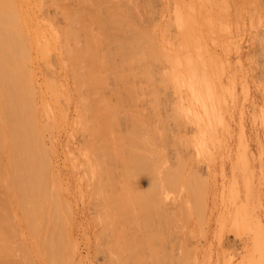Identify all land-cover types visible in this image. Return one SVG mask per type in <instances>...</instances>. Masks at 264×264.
Segmentation results:
<instances>
[{"label":"rangeland","instance_id":"1","mask_svg":"<svg viewBox=\"0 0 264 264\" xmlns=\"http://www.w3.org/2000/svg\"><path fill=\"white\" fill-rule=\"evenodd\" d=\"M45 1L47 2L43 8L41 4H43ZM45 1L18 0L19 13L25 19V21L27 20L26 26L27 29L29 28L27 30L30 36V44L28 49L29 52L27 56L29 61L25 64V66L27 67V71L30 72L31 77L33 76L32 81H34L33 83L35 85V96L32 100V103L34 113L38 119L39 127L41 129L38 139H40L39 144H41L43 151L41 150L42 156L40 157H46L45 159L47 160H45V162L44 160L40 159V164H42L40 170L43 169V172L47 171L46 176L48 177V181H45L46 183H42L40 185V187L43 185L41 188L44 190H42V196L44 199L43 206L38 208L35 205H31L29 210H33L35 215H38V213L43 214L42 216L35 218V224L37 226H34L36 231L31 232L30 236V233L27 232L28 228H26L27 225L25 226V223L30 224L31 222L29 223V220H26L24 216L21 215L20 210L17 209L18 207L13 201H9L7 197L8 191L6 192V190H8L7 186L0 184V231L1 233L6 232V234L4 233V237L1 235L0 242L2 240V245L3 242L4 244L7 242V246L16 244L18 245L20 242L22 244V248L24 249H20L22 251L21 252L18 250L21 245H16V249L18 251L15 249V255L10 256L9 258L8 255H1L0 264H43V260L38 254V252L40 253L41 249H36V251L33 252V245L40 246L39 244H41V242L45 243L48 232L49 235L51 232L52 234L55 233V236L59 234L58 232L56 234V231L58 230L57 228H59V232L63 230L62 232L64 234H59L58 236L60 237L64 235V238L60 237L61 240L59 241L58 237H56V239L54 237V240L56 241H54V245L55 243L57 245V243L61 242L62 239L65 241L61 243L62 246L60 245L59 247L60 249L62 248L61 251L57 249L58 254L60 253V257L57 256V260L54 259L53 261H50L49 264H61V262L63 264H108V254L106 255L105 250L109 245L106 239V233H108V231L105 226H107V224L110 226L109 223L115 220L105 224L100 222L99 219L111 212L108 207L110 206L109 204L112 205L114 202L112 199L117 197L118 193L116 191H120L118 194V202L122 204L125 203L124 199L126 198H120L122 197V192H125V196L128 195V193H131L132 196V194L139 195L140 193L137 192L141 191L142 193L139 196L141 197L142 194L147 196L148 194H146L145 191L150 193L153 188L154 191H157V195L159 194L162 196L161 194H163L164 197H162L164 199H160V196L155 197V194V198H151L152 196H150V198L146 199V201L149 199L154 200L158 198L161 200V202H163L161 203L160 200L158 201L157 199L156 201L159 202L158 206H164L167 203L166 206L169 208V205L171 204L170 207L172 208L170 211H167L169 210L167 207V210L165 209L168 213H171L172 210H178L177 208H179L178 206L179 202L181 201V197L186 198L189 201V206L192 205L189 209L176 213L177 217L172 223L175 225L179 224V227L180 225L181 227L184 226L180 228L182 231L178 230L179 228L177 231L176 228H173L172 224L169 226L167 225V227L172 226L171 233L174 232L176 237V231L179 233L181 231L182 233L180 234L186 232L183 234L184 236L180 235L185 238L186 241L181 242V240H183L182 238L176 239L178 242L177 244L179 245L176 244L175 246H179L177 248H180V244L182 245L178 251H182L178 253L179 255L183 252L188 254L191 252V258L187 264H264V0H116V3L115 0H111L114 1L113 3H115V5H119L120 2L121 5H119L120 7L118 8L117 6H113V8L110 6V9H108V5H101L103 0H100L101 2L97 0L98 2L95 3L96 8L97 3L107 8H102L99 6L97 8L98 11L95 10L96 13H103L106 9L108 12L113 13V11H118L119 8H124V6H127L129 9H134L130 8L132 5L135 7V11L137 8V15L139 14V18L134 17L135 19L132 21L133 24H135L138 28L137 29L135 27L138 30L137 35L143 36L140 40L141 43H143L139 46V48H137L138 50H135L134 55L138 59L140 58L139 63L142 62L143 66L146 64L145 70H147V73L149 71V67L147 68L149 63L150 66L155 65L154 67L156 68V70L154 67L150 69V71L154 72V75L150 71L149 74H147L149 77L151 75L155 76L153 78L151 77V79L154 81V84H151V82H147L146 80L144 81L145 78L143 74L145 73L143 72H145V70L142 72L143 74L134 71L136 74L139 73L143 76L140 81L141 85L137 84V81H139L140 78L139 80L133 78L135 80V86H142V90H140L141 87L140 89L137 88L139 86L136 88L133 87L134 82L131 79L132 76L129 75L131 76L130 79L132 82L129 79L128 82H131L133 85L132 88L135 89V93L133 91L132 92L136 94L138 91H141L136 94V98L141 99L144 96V98L141 99L144 102H142L140 99L138 100L140 101V105L138 104V101L136 102L137 99L133 94L134 100L132 96L127 97V95L123 93L119 94L118 96L116 95V97H114L115 99L111 97L115 96L113 94H115V90L118 88V81H116L113 77L109 80V83L113 85V91H111L112 89L110 88V85H108V87L111 89L110 91H102L101 89L98 93V95L101 93L100 95L102 96V99H104L106 102H111L110 104L113 105V107L114 105L116 106L117 110L116 108L114 110L116 116L119 114L123 115L121 117H119L120 115L117 116L120 120V124L115 123V126L117 127L115 128L117 130L114 128L116 131L114 130V132L111 134L114 136L120 133V135H118V138L117 136H114V139H109L110 141L114 142L113 150L119 145H121L118 147L119 149L123 146L130 149L132 145L133 148H136V146L139 145V148L137 149L140 153H142L143 149L144 153L146 150V155H148L150 152L148 155L149 158H146V156L144 157L145 159L143 158L144 162L137 159L138 162L141 161V166H139L138 162L133 161L135 159H133L130 163V161L128 162L129 159L126 157V155H123V152H126L127 156L134 155L136 153L137 155H134L135 158L137 156L142 158L145 154L143 156L141 154L139 155V152H137L138 150H135V148V151L132 148L130 151L127 148L124 151L125 147L123 149L121 148L120 151H117L118 154L116 153V150H118L117 148L116 150L112 151L113 153H110L113 156L107 154L105 148L100 149L102 150L101 154L104 152L103 157L104 155H107V157L109 155V157H111L109 160H107L108 164H112L110 160H114L113 163H115L113 164L115 167H112L111 164L110 166L107 164V167L109 166L107 168V162H103V164H105V169H103L108 174H106V172L104 173V170L101 169L103 170L105 176L104 178H109H107L106 181L108 180V182H110V179L114 180V182H112L113 180L111 181V186L107 185V187L111 189H113L114 186L113 191L116 190L114 191L116 192L114 196V192H111V189L110 191L107 190L108 188L105 186L106 181L103 184L101 183V185L99 184L101 180L98 177L100 172V168L98 166L102 165L96 166L98 167V170H96L97 168L95 169V180L93 181V178H91L93 166L90 161L91 157L89 152L85 147V145H87V138H85L86 134H82V131H80L81 129H79L81 125L83 127L81 119V110L83 109L80 108V97H77L79 96V90L78 87L73 84V77L70 75L71 71H68L70 68H67L68 63L66 62L65 58H63L64 56L60 50H58L57 42L55 40L56 34L54 33L53 35L54 28H64L65 26V20L64 22L62 20L64 19V16L63 18L61 17V10L57 9L56 12L54 5H61V3L63 5L64 3V7L74 8V1ZM122 2L125 4L124 6H122ZM125 9L126 8H124V10ZM124 10L122 9L121 11L123 12ZM100 15L97 17V19L100 18ZM53 24H57L58 27L57 25ZM95 26L97 25L95 24ZM95 32V35H98V29L95 28ZM124 34L127 35L128 33H125L124 31ZM144 40H148V42H146L147 45ZM142 52H146L145 55H143ZM146 54H149L150 56H147ZM115 55L117 56V54ZM121 57L117 56V58ZM116 60L117 59H114L116 64L122 63L120 62L122 60H119V62ZM139 63H137V66L135 65L137 67L136 70L139 69L138 71H140ZM122 65L124 64L122 63L121 66ZM143 66H141V68ZM132 73L133 71L131 74ZM133 76H135V74ZM159 76L165 78L166 83H164V79L160 78ZM50 79H53V82ZM151 79L149 81H152ZM155 80L157 81L156 84ZM50 82L52 86L55 83L54 86L57 92L54 88H52L53 91L50 90ZM144 88H146V90ZM151 88H153V90ZM154 88L155 90L158 89L159 92L157 90L156 93ZM136 89H138V91ZM130 91L128 95L130 94ZM142 91L144 94H142ZM53 93L56 95L55 97L53 96ZM104 93H110L111 95L109 94L110 96H108L107 94L105 96ZM139 93L142 94L141 97H137L140 95ZM148 94L150 96H146ZM112 98L117 104L113 103ZM128 98L132 100H129L127 103ZM141 102L144 105H142ZM153 103L155 105L157 104L158 106H154ZM147 104H152V106H147ZM133 105L138 108V112L135 111L137 108H135ZM145 106H147V108ZM125 107H127V109ZM141 107L145 109V114L140 112L142 109ZM132 108H135V110ZM152 109H154V111H152ZM127 110L130 113H127V115L125 114L128 121L124 119V112H128ZM135 112L140 115V118H136L138 114L136 113V115H134ZM149 113L151 115L154 114V116L157 114L156 117H159L160 115L161 121H165V125L159 124L162 125V128L164 127L166 130V135L161 133L162 137L164 138H160V135L158 134V130L160 129L159 127L161 126L158 125L159 127L157 129V123H155V121L159 120L160 117L158 119L156 117L154 118L153 116V119ZM82 114H84V110ZM145 115L146 117L144 119L147 118L146 121L143 119V116ZM113 117H115V115ZM149 118H152L153 120ZM115 119L116 121L118 120L117 118ZM143 121L146 122V126L151 121L152 123H150V125H152H149L148 127L153 128H150L151 130L149 129V132L146 131L148 128H144L146 134L144 132L143 137H147H141L144 140L143 143L145 142L143 145L147 146V148H144L142 144V146L140 145L142 141L138 144V134L137 137L134 136L138 140H134V137L132 138L130 132L135 131L133 127L136 125L137 126L135 129H137L139 124L141 127L142 125H145V122L143 123ZM129 124L132 125L130 128H128ZM153 124L156 126H153ZM140 128L139 131L137 132V129L136 132L142 134L143 130ZM140 130L142 132H140ZM152 130H155L156 132L158 131L157 134L159 136L155 131ZM161 130L160 132L163 131ZM172 132L175 133V135ZM124 134L131 136L130 138L126 136V138H129L128 140L132 142V145L128 144L130 141L127 143L128 146L123 145V143L119 144L120 142H118V139L121 140L123 138V140H125L124 137H120L125 136ZM157 136L160 138V140L156 139ZM103 137L106 138L105 135H99L98 137L100 140L99 142H101L100 145L102 144ZM109 137L113 138L110 135ZM153 137L157 141L153 139ZM116 139L117 141H115ZM175 140L177 141V144ZM133 142L136 144L135 146ZM158 142L161 145H159ZM165 142H167V144ZM124 143L126 142L124 141ZM97 145H95V149L98 147ZM160 146L162 148H160ZM177 147H180V150H178ZM177 150L180 151V154L182 152V157L179 156L180 154H178ZM120 152H122V155ZM127 152H130L131 154ZM98 153L96 157L98 156L99 159H102L103 157H101V155L99 156ZM151 154L152 158L154 155L153 159L150 156ZM120 155L124 156L125 159L123 160L122 157L120 158ZM158 156H160L159 159ZM114 158L118 161H115ZM130 159H132V157ZM146 159H148L150 162L151 160L154 161L155 166L156 164L159 165L157 160H159V162L162 161L161 165L163 164V166L165 163L164 169L162 168L163 166L159 165L160 167L158 170L156 169L157 172L160 168H162L160 171H166L167 169H170L175 163L178 164V167L175 168L176 170L173 168L176 165L170 170L173 169L174 171H177L181 169V172L178 171L180 173L178 176L183 179L182 184H185L186 187L183 185L182 189L178 191V183H175V188H166L167 191L163 188L159 189V186L156 189L154 184H158V181L156 180H159L156 176L157 172H155V170H151L154 164L152 166L148 160V165L150 164L152 167L150 168L149 166H146L147 163L144 165ZM180 160L182 162H180ZM119 162L121 163L118 164ZM168 162L173 165L169 167ZM122 163L125 164L127 168L121 165ZM132 163H134V165L136 163V166L134 167L138 171L134 170L132 167H129ZM144 166H146V168ZM155 166L153 168H155ZM181 166H183V168H181ZM118 167L120 168L118 169ZM123 168H126L123 170V173L126 175L125 177L132 178L130 182L129 179L125 178L128 180L127 182V180L123 178ZM131 168L133 170H131ZM144 168L145 170H143ZM141 169L142 174L144 175L141 174ZM112 170L115 172H112L113 174L109 173V171L111 172ZM149 170H151V172L153 171L152 174L155 175L152 176L151 174L150 176L149 174L151 172H149ZM118 171L123 174H121L122 179H120V173ZM100 174L103 175L102 172H100ZM111 175L112 177H115L116 175L118 178H112ZM136 175L138 177L137 179H134ZM190 177L193 181H190ZM100 178L102 179V176ZM146 181L147 183H145ZM139 182L140 184H138ZM122 183L124 186L121 185ZM135 183L138 185V187L136 185L137 188L135 187ZM196 184L197 187H195ZM198 184H200V186H198ZM95 185L96 188L94 187ZM191 185H194V187ZM45 186L48 187L46 188L49 189V192L45 190ZM104 186L107 188L105 191H109L107 195L111 193L109 196L105 197L106 194L103 195L105 193L102 191ZM125 186H130V188L128 187L130 190L127 189L126 192ZM146 186L147 188L149 187L148 190ZM122 187H124L123 190L121 189ZM99 188H102V190L100 191ZM187 188H189V190ZM172 189L173 192H170ZM128 190L134 192H129ZM153 190L152 192H154ZM190 191H194L191 192L193 195L188 193ZM98 193L102 197H98ZM48 195H50L49 197L52 201L48 199ZM110 196L113 197L111 198ZM133 197H135V195ZM119 199H122L123 202H120ZM190 199L191 201L193 200L192 204ZM139 200L142 201L143 199ZM118 202L116 201V204H113L117 206L119 204ZM102 204H104L105 207H103ZM106 205V210L109 212L103 216V208H106ZM34 206L37 208L36 210L33 208ZM137 206L138 205L136 202V207ZM156 206H153L154 210ZM1 207L7 211L5 214H3L4 210H2ZM54 207L57 219L55 220L54 227L49 228L47 215L49 216L52 214L51 211ZM63 207L65 208V213L63 212ZM135 209L137 210V208ZM150 209L146 210L147 212L139 210L137 212L138 214H135L137 216L141 214L142 218L141 216L134 218V220H139L140 218V221L143 220L142 222L145 224H141L142 226H140L141 222L139 221L137 222L139 223L137 226H139L141 229L144 226V230L147 229V231H145L147 233H142L141 229L139 228L140 233L136 234L139 230L136 231V228L138 227L134 226L136 233L134 230H130V232L132 231L133 234L130 236H134V234L136 236L142 235L143 239H146V237L151 239L152 235L158 237L156 234L151 232L153 229L150 231L149 227L152 224H155V227H158L157 229L160 230L157 232L159 233L162 231V225L159 229L160 225L158 224H162L164 222V217L161 218L160 216L162 213H160L162 208H160L161 210H158L157 213ZM113 212L114 211L112 209V213ZM167 212H165V215L163 214L162 216H169L170 213L168 214ZM2 215H4V217ZM59 217L61 219H59ZM112 217L114 218V216L109 218L113 219ZM159 217L162 219V223L159 222ZM106 220L107 218H105V222ZM42 222L47 224L44 225ZM258 224H260V233L263 236L262 238L260 236H257L256 238L254 237ZM145 225L147 226L145 227ZM42 226H44V228ZM48 229H51V232ZM105 229L106 233L104 232ZM166 230L164 229V231ZM164 231L163 234L165 235L166 233ZM168 231H170V229ZM153 232H155V229ZM239 232L241 234H239ZM51 235L47 237L49 239L48 242L51 246H54L51 244ZM139 239L140 236H138L136 240L139 241ZM156 239L157 238H155V240ZM166 239L164 240H170ZM155 240L153 241L154 245L155 243L159 242L158 239L156 241ZM138 241H131V248L137 244L134 242ZM185 242L186 245L184 246L183 243ZM162 244L165 243H160V245ZM157 245L161 248L159 244ZM58 246L59 245H57V247ZM183 246L184 248H182ZM155 247L154 249H158L156 245ZM163 247L164 246H162L158 252L162 251ZM166 248L167 250L170 249V247L168 248V245ZM166 248L165 250L163 249L162 252L166 251ZM177 248H173L175 250H172V252L174 251L173 253H175L176 250H178ZM124 254V257H126V253ZM178 254H176V257ZM59 260H61V262ZM122 261L124 262V260ZM129 261L131 262V259H129L127 262ZM138 261L139 260H134L133 262L132 260V263L129 262L128 264H135L136 262V264H139V262H144L142 260L139 262ZM123 262L120 264H127Z\"/></svg>","mask_w":264,"mask_h":264},{"label":"bare ground","instance_id":"2","mask_svg":"<svg viewBox=\"0 0 264 264\" xmlns=\"http://www.w3.org/2000/svg\"><path fill=\"white\" fill-rule=\"evenodd\" d=\"M43 1V0H42ZM45 1V0H44ZM74 1V8H70V7H64L65 5H64V3H63V5H62V3H61V5H54L55 6V11L57 12V9L58 10H61V17L63 18V16H64V19H62L63 20V22H64V20H65V26H64V28H54V32H53V35H54V33L56 34L55 35V40H56V42H57V46H58V50H60V52L62 53V55L64 56L63 58H65V60H66V62L68 63L67 64V68L69 67L70 68V70H68V71H71V74L70 75H72L71 77H73V80H72V78H71V80L72 81H74L73 82V84H75V86L76 87H78V90H79V96H77L79 99H80V101H81V106H80V108L81 109H83L84 110V114H82V112H83V110H81L82 112H81V115H82V123H83V127H82V125H81V127L79 128V129H81L80 131H82V134L84 133V135L86 136L85 138H87V145H85V147L87 148V151L89 152V155H90V157H91V159H90V161H91V164H92V166H93V169H92V172H91V178H93V181L95 180V169L96 170H98V167L100 168V172H102V174L103 175H101L100 174V172H99V175H98V177H99V179L102 181L103 179H105L104 177V173L106 172L104 169H105V164H103V162H107L106 163V167H107V164H108V161L107 160H109L111 157H109V155H111V156H113L112 154H110V153H113L112 151H114V150H116L118 147H120L121 145H119L118 147H115L116 149H114L113 150V147H114V142H112V141H110L111 139H114V136H117V138H118V135H120V133L118 134V135H111L113 132H114V130L117 128L116 126H115V123H119V118L117 117V116H119V115H117L116 116V113L114 112V110H115V108H116V106L114 105V107H113V105H111L110 103H108V102H106L104 99H102V96L99 94L98 95V93H99V91L102 89V91H107V90H111V91H113V85H111V83H109L110 81V79L113 77L116 81H118V88L115 90V94H113V95H115V96H111V97H116V95L118 96L119 94H121V93H123V94H125V95H127V97H130V96H132L133 97V95L135 96V98H136V94H138V92H141V91H138V89H136L138 92L136 93V94H134L135 93V89L134 88H132V80H133V82L135 81L134 79H136V80H139V78H140V80L139 81H137V84H140V81H141V79H142V77L144 76V81L146 80L147 82H151V84H154L153 82V80L151 79V77L153 78V77H155V76H148L147 74H149V71H150V69L151 68H153L154 66H150L148 63V66H147V68L149 69V71H148V73H147V70H145L146 69V64H145V66H143V64H142V62L141 63H139V59L134 55L135 54V50L137 49V48H139V46L143 43H141V38L143 37V36H141V35H137L138 34V28H137V26L135 25V24H133V19H135L134 17H138V15H137V8H136V11L134 10L135 9V7H133V5L130 7V8H134V9H129V8H127V6H124L125 4L122 2V6H124V8H126L125 10H124V8H119L118 9V11L117 10H115V11H113V13L112 12H108V10L106 11H104L103 13H101V12H98V13H96V11L95 10H97V8L99 7V6H101L102 4L103 5H108L109 6V8L108 9H110L111 7L113 8V6H117V8L118 7H120L119 5H121V2H120V4L118 5H115V3H116V0H115V3H113L114 1H111V0H103L102 2L100 1V0H98V1H100L101 2V5L100 4H98L97 3V8L95 7V3L96 2H98L97 0H73ZM46 2L47 1H45L43 4H41L42 5V7L44 8V5H46ZM119 2V1H118ZM117 2V3H118ZM126 3V2H125ZM48 5V4H47ZM73 5V4H72ZM71 5V6H72ZM54 6H53V8H54ZM67 6V5H66ZM76 6H77V8H76ZM111 6V7H110ZM121 6V7H122ZM41 7V8H42ZM59 7V8H58ZM102 8L104 7V6H101ZM129 7V6H128ZM104 8H107V7H104ZM28 9V8H27ZM100 9V8H99ZM115 9V8H114ZM113 9V10H114ZM124 10L123 12L121 11V10ZM103 10V9H102ZM98 11V10H97ZM100 11V10H99ZM24 13V12H23ZM60 13V12H59ZM27 14V13H26ZM103 15V16H101V15ZM136 14V15H135ZM45 15V14H44ZM100 15V18L99 19H97V17ZM133 15H135V16H133ZM27 16H28V14H27ZM51 18V17H50ZM139 18V17H138ZM52 19V18H51ZM50 19V20H51ZM54 19H56V18H54ZM57 21V20H56ZM26 22H27V20L25 21V19L20 15V13H19V10H18V0H0V184H3V185H5V186H7V189L8 190H6V192H7V197H8V199H9V201H13L15 204H16V206L18 207H16L18 210H20V212H21V215L22 216H24V218L26 219V220H29V223L30 224H28V223H25V226L27 225V227L26 228H28V230H27V232L28 233H30V236H31V232H35L36 231V228H35V226L34 225H36L35 224V218H37L38 216H42V214L43 213H38V212H36V213H38V215H35V213H34V211L33 210H29V207L31 206V205H35V206H37L38 208H41L42 206H43V202H44V199H43V196H42V190H43V188H41L40 187V185L42 184V183H46L47 181H48V177L46 176V172L47 171H42V170H40V167H41V165L42 164H40L41 163V160L40 159H42V160H46L45 158L46 157H40V156H42V152H41V150L43 151V149L41 148V144H39V140L40 139H38V137H39V134H40V132H41V129H40V127H39V123H38V119H37V117H36V115H35V113H34V110H33V103H32V100H33V98H34V96H35V85H34V81H32V77H31V74H30V72L29 71H27V67L25 66V64L26 63H28V49H29V44H30V39H29V34H28V29H27V26H26ZM29 22V21H28ZM95 24L97 25V26H95ZM53 25H57V24H53ZM57 27H58V25H57ZM137 29H136V28ZM95 28L96 29H98V35L96 34L95 35ZM127 30V31H126ZM52 31V30H51ZM123 31V32H122ZM124 31H125V33H128L127 35L126 34H124ZM117 32H118V34H117ZM31 33V32H30ZM52 33V32H51ZM143 33V32H142ZM145 33V32H144ZM122 34V35H121ZM126 35L125 37H123L124 35ZM145 37V36H144ZM124 38V39H123ZM144 42L146 43V42H148V40L147 41H145L144 40ZM146 45H147V43H146ZM51 46H53V45H51ZM55 49V48H54ZM104 49H106V50H104ZM116 49V50H115ZM115 52H113V51ZM138 50V49H137ZM146 50V49H145ZM148 50V49H147ZM114 54H113V53ZM147 52V51H146ZM146 52H142L143 53V55H145V53ZM115 54H117V56L118 57H121V58H117V56L115 55ZM119 54H120V56H119ZM150 54V53H149ZM149 54H146L147 56H150ZM30 55V54H29ZM113 55V56H112ZM129 55V56H128ZM51 56V55H50ZM135 56V57H134ZM114 57V58H113ZM116 57V58H115ZM52 58V57H51ZM114 59H117L116 61H118L119 62V60H122V61H120V62H122L124 65H122L121 66V64L122 63H115L114 62ZM138 59V60H137ZM146 60V59H145ZM148 60V59H147ZM138 61V62H137ZM143 62H144V59H143ZM149 62V61H148ZM55 63V62H54ZM137 63H139V65H140V71H138L139 69H137L136 70V66H137ZM142 64V65H141ZM121 66V68H120V66ZM136 65V66H135ZM141 66H143L142 68H141ZM46 67H47V65H46ZM139 68V67H138ZM132 69H134V70H132ZM143 69V70H142ZM154 69L156 70V68L154 67ZM145 70V72H143ZM31 71V70H30ZM124 71H126V72H124ZM133 71V73L131 74V72ZM139 72L140 74H143V73H145V74H143V76L142 75H140L139 73L138 74H136L135 72ZM143 72V73H142ZM150 72H152V71H150ZM126 74V76H125V74ZM129 73V74H128ZM154 72H152V74H153ZM135 74V76H133ZM129 75H131L132 76V80L130 79V77L131 76H129ZM137 75V76H136ZM154 75V74H153ZM138 76H141V77H138ZM138 79H137V78ZM152 80V81H149L150 79ZM160 78H162V79H164V83H166V81H165V78H163V77H161V76H159ZM158 77V78H159ZM134 78V79H133ZM131 81V82H128L129 80ZM155 79V78H154ZM161 79V80H162ZM168 79V78H167ZM50 80H52V82H53V79H50ZM108 80V81H107ZM46 81V80H45ZM143 81V80H142ZM56 82V81H55ZM108 84H107V83ZM146 82V83H147ZM156 80H155V84H156ZM161 82V81H160ZM130 83V84H129ZM37 84V83H36ZM47 84V83H46ZM55 84V83H54ZM54 84H53V86H52V84H51V82H50V85H51V89L50 90H52L53 91V89L52 88H54L55 89V86H54ZM149 84V83H148ZM108 85H110V88L108 87ZM119 85H120V88H119ZM141 85V84H140ZM137 86H139V85H136L135 86V82H134V86L133 87H137ZM108 87V88H107ZM140 87H141V89H140ZM146 87H147V85H146ZM150 87V86H149ZM39 88V87H38ZM75 88V87H74ZM137 88H139L140 90H142V86H139V87H137ZM130 89H131V91H130ZM145 90H146V88H144ZM152 90H153V88H151ZM150 89V90H151ZM37 90V89H36ZM154 90H155V88H154ZM157 90L158 89H156L155 91H156V93H157ZM55 91L57 92V90L55 89ZM54 91V92H55ZM129 91H130V94L128 95V93H129ZM134 93H133V92ZM108 92V91H107ZM132 92V93H131ZM153 92V91H152ZM158 92H159V90H158ZM150 93V92H149ZM77 94V95H78ZM105 94V93H104ZM108 94V93H107ZM107 94H105V96L107 95ZM110 94V93H109ZM108 94V96H110ZM133 94V95H132ZM140 94V93H139ZM142 94H144V92L142 91ZM142 94H140V95H138L137 97H141V95ZM146 94V93H145ZM160 94V93H159ZM40 95V94H39ZM31 96H32V98H31ZM53 96L55 97L56 95L53 93ZM146 96H150L149 94L148 95H146ZM153 96V95H152ZM151 96V97H152ZM126 97V98H127ZM131 97V98H132ZM113 98H112V100H113ZM143 98H144V96H143ZM143 98H141V99H143ZM107 99V98H106ZM111 99V98H110ZM109 99V100H110ZM115 99V98H114ZM137 99V98H136ZM140 98H138L137 100H136V102L139 100ZM140 99V100H141ZM39 100H40V98H39ZM42 100V99H41ZM127 100V99H126ZM129 100H132V99H130V98H128V100H127V103H128V101ZM133 100H134V97H133ZM142 102H144L143 100H141ZM38 102H40V101H38ZM78 102H79V100H78ZM139 103V105H140V101H138ZM142 102H141V104H142ZM80 103V102H79ZM78 103V104H79ZM113 103H115V100H113ZM112 103V104H113ZM146 103H147V101H146ZM148 103H150V102H148ZM156 103V102H155ZM115 104H117V103H115ZM154 104V103H153ZM157 104H158V101H157ZM155 105L154 104V106H158V105ZM40 105V104H39ZM41 105H42V103H41ZM129 105V104H128ZM142 105H144V104H142ZM152 106V104H147V106ZM126 106V105H125ZM131 106V105H130ZM134 107H135V105H133ZM147 106H145L146 108H147ZM50 108V107H49ZM114 108V109H113ZM126 109H127V107H125ZM135 108H137V107H135ZM135 108H132V109H134L135 110ZM142 109H143V107H141ZM125 109V110H126ZM131 109V110H132ZM142 109H141V111L140 112H143V114H145V109H143V111H142ZM149 109H151V108H149ZM148 109V110H149ZM116 110H117V108H116ZM130 110V111H131ZM134 110H132V111H134ZM138 110V108L135 110V111H137ZM128 111V110H127ZM152 111H154V109H152ZM151 111V112H152ZM115 114H114V113ZM117 112V111H116ZM138 112V111H137ZM137 112H135L134 113V115H136V113ZM127 113H129V111L128 112H124V116H125V114L127 115ZM148 113V112H147ZM43 114V113H42ZM117 114H118V112H117ZM130 114V113H129ZM128 114V115H129ZM138 114V113H137ZM115 115V117H113ZM141 115H142V113H141ZM149 115H151L150 113H149ZM121 116H123L122 114L119 116V117H121ZM140 115L138 114L137 116H136V118L138 117V118H140L139 117ZM153 116H154V114H152L151 115V117L153 118ZM157 116V114L154 116V118ZM39 117V116H38ZM132 117V116H131ZM146 117V115L145 116H143V119ZM150 117V116H149ZM159 117H160V115H159ZM159 117H156V118H158L159 119ZM115 118H117L118 120V122L116 121V119ZM130 118V117H129ZM135 118V117H134ZM134 118H133V120H134ZM142 118V117H141ZM152 118H149V119H152ZM153 118V119H154ZM163 118V117H162ZM122 119V118H121ZM124 119H126L127 120V118H126V116H125V118ZM130 119H132V118H130ZM147 119V118H146ZM146 119H144L145 121H146ZM152 119V120H153ZM40 120V119H39ZM136 120V119H135ZM163 120H165V119H163ZM43 121V120H42ZM46 121V120H45ZM79 121H80V119H79ZM128 121V120H127ZM139 121H141V120H139ZM145 121H143V123L145 122ZM158 121V122H157ZM159 121H161V117H160V119L159 120H156L155 121V123H157V129H158V127L159 126H161V127H159L160 129L158 130L159 131V135H160V138H164V137H162V135H161V133L164 135L165 134V132H166V130L164 129V127L162 128V125H165V121L164 122H159ZM44 122V121H43ZM134 122V121H133ZM137 123V122H136ZM139 123V122H138ZM142 123V124H143ZM150 123H152L151 121H150ZM150 123H148V125L146 126V122H145V125H142V127L140 126V124L138 125V127H137V129H135V127L137 126L135 123H133V124H135L136 126H134L133 127V129L135 130V131H130L131 132V135H132V138L134 137V136H136L137 137V134H138V139L137 138H133L134 140H138L137 142H138V144L140 143V145L142 144H145V142L143 143V139L142 138H146V137H143L144 135H143V133L145 132V129L146 128H148V130H146V131H148L149 132V129L150 128H152V127H148L149 125H150ZM154 123V122H153ZM42 124V123H41ZM120 124V123H119ZM132 124V123H131ZM131 124H129L128 125V128H130V126H132ZM159 124H162V125H159ZM152 125V124H151ZM150 125V126H151ZM159 125V126H158ZM153 126H156V125H154L153 124ZM116 127V128H115ZM141 127V128H140ZM115 128V129H114ZM132 128V127H131ZM139 128L141 129V130H143V132L140 130V132H142V134H140V133H137L138 131H139ZM143 128V129H142ZM145 128V129H144ZM125 129V128H124ZM153 129V128H152ZM164 131H162V130ZM117 130V129H116ZM115 130V131H116ZM127 130V129H126ZM136 130H137V132H136ZM151 130V129H150ZM160 130L162 131V132H160ZM152 131H155V130H152ZM157 131V132H158ZM119 132V131H118ZM133 132H135V133H133ZM147 132V133H148ZM156 132V131H155ZM157 132H156V134H157ZM173 133V132H172ZM172 133H169V134H172ZM107 134H109L110 136H112L113 138H111V137H109V135H107ZM145 134H146V132H145ZM157 134V135H158ZM174 135H175V133H173ZM99 135L100 136H102V135H105V137L106 138H102V144L100 145V143L101 142H99L100 140H99ZM107 135V136H106ZM125 135V134H124ZM141 135V136H140ZM158 135V136H159ZM166 135V134H165ZM126 136L127 137H131V136H128V135H125V136H120V137H124V139L125 140H123V138L121 139V140H119L118 139V142H120L119 144H121V143H123V145H126V146H128L127 145V143H128V141H130V140H128L127 138H126ZM140 136V137H139ZM157 136V138L156 139H159L160 140V138ZM169 136V135H168ZM108 137V138H107ZM142 137V138H141ZM170 137V136H169ZM173 137V136H172ZM84 138V139H85ZM97 138H98V140H97ZM116 138V137H115ZM142 140H141V139ZM104 139V140H103ZM110 139V140H109ZM153 139H155L154 137H153ZM155 139V140H156ZM97 140V141H96ZM174 140V139H173ZM115 141H117V139L115 140ZM124 141L126 142V143H124ZM154 141V140H153ZM157 141V140H156ZM165 141V140H164ZM166 141H167V139H166ZM171 141V140H170ZM99 142V144L97 145V143ZM175 142H176V144H177V141L175 140ZM174 142V143H175ZM116 143V142H115ZM166 144H167V142H165ZM118 144V143H117ZM128 144H130V145H132V142L130 141ZM133 144H134V146L136 145L134 142H133ZM154 144V143H153ZM158 144H159V142H158ZM164 144V143H163ZM175 144V145H176ZM95 145H97L96 147V149H95ZM122 145V146H123ZM141 145V146H142ZM159 145H161V144H159ZM158 145V146H159ZM182 145V144H181ZM117 146V145H116ZM133 146V145H132ZM131 146V148L134 150V148ZM139 145H137L136 146V148H135V150L137 149V148H139L138 147ZM163 146V145H162ZM100 147V148H99ZM125 146H123V147H121L122 149L124 148ZM143 147L144 148H147V146H144L143 145ZM142 147V148H143ZM101 148H105V150L107 151V154H109L108 155V157H107V155H104V157H105V159H104V157H103V153L101 154V152H102V150H100ZM121 148L119 149L118 148V150H116V153H117V151H120L121 150ZM129 149L128 147H125L124 148V151H125V149ZM130 148V149H131ZM160 148H162L161 146H160ZM159 148V149H160ZM175 148H176V146H175ZM178 148V150H180L179 148L180 147H177ZM130 149H129V151H130ZM131 149V150H132ZM141 149V148H140ZM96 150V151H95ZM100 150V151H99ZM134 150V151H135ZM138 150V149H137ZM149 150V149H148ZM147 150V151H148ZM177 150V152H178V154H180L179 152L180 151H178ZM144 151V149L142 150V153H140L139 152V150L137 151V152H139V155L141 154L143 157L141 158L140 156H137L136 158L134 157V155L136 154L135 152V154L134 155H128L127 156V154H126V152H123V155L125 156L126 155V157L129 159L128 160V162L130 161V163L132 162V160L133 159H135V160H133V161H136V162H138V160L137 159H139V160H142V162H144L143 160L145 159L144 157L146 156V158H149V154H150V152L148 153V155H146L147 153H146V150H145V153L143 152ZM98 152H100V153H98ZM133 152V151H132ZM97 153H98V155L100 156L101 155V157H103L102 159H99V157L97 156L96 157V155H97ZM122 152H120V154H121ZM127 153H130V152H127ZM118 154V153H117ZM131 154V153H130ZM154 154V153H153ZM122 155V154H121ZM119 156L120 158L122 157L123 158V160L125 159V157L124 156ZM137 155V154H136ZM135 155V156H136ZM151 156V158H152V154L150 155ZM179 156H181L182 157V152H181V154L179 155ZM100 157V158H101ZM115 157V156H114ZM132 157V159H130ZM138 157H140V158H138ZM159 157L160 156H158V159H159ZM96 158V159H95ZM116 158V157H115ZM114 158V159H115ZM127 158H126V160H127ZM144 158V159H143ZM150 158V159H151ZM153 158H154V155H153ZM152 158V159H153ZM95 160H97V161H95ZM104 160H106V161H104ZM121 160V159H120ZM119 160V161H120ZM122 160V161H123ZM147 160L148 159H146L145 161V163H144V165H146V163H147V165L146 166H149L150 168L153 166V164H154V166H155V162L154 161H152L151 160V162L148 160V162H150V164L152 165V166H150V164L148 165V162H147ZM155 160H157V159H155ZM176 160H178V159H176ZM175 160V161H176ZM182 160V159H181ZM180 160V162H182ZM47 161V160H46ZM45 161V162H46ZM102 163H101V162ZM111 162H112V167L114 166L113 164H115V163H113V161L114 160H110ZM115 161H118L117 159H115ZM158 161V164L160 165V166H163V164L161 165V162H159V160H157ZM175 161H174V163H175ZM179 161V160H178ZM96 162V163H95ZM128 162H127V167H128ZM140 162L141 161H139L138 163H139V166H141L140 165ZM177 162V161H176ZM43 163V162H42ZM99 163H101V164H99ZM121 162H119L118 164H120ZM138 163H137V165H138ZM110 164H108L109 166H110ZM118 164H117V166H118ZM168 166L170 167V166H172L169 162H168ZM45 165H46V163H45ZM97 165H102V166H98V167H96ZM121 165H123L124 167H126L125 166V164H121ZM130 165V164H129ZM133 165V166H132ZM159 165H157L156 164V166H155V168H151V170H155V172H157L156 171V169L158 170V168L160 167ZM176 165V166H175ZM178 164H174L173 166H175V167H173L174 168V170H176L175 168H177L178 166H177ZM182 165H184V164H182ZM44 166V165H43ZM108 166V167H109ZM134 166H136V163H135V165H134V163H132L131 164V166H129V167H132L134 170H137ZM146 166H144L145 168H146ZM164 166H165V163H164ZM164 166L162 167L163 169H164ZM179 166H180V164H179ZM107 167V168H108ZM111 167V168H112ZM115 167V166H114ZM120 167H122V166H120ZM120 167H118V169L120 168ZM126 167V168H127ZM171 167V168H172ZM104 168V169H103ZM126 168H123L122 169V173H123V170H125ZM131 168V170H133ZM139 168V167H138ZM145 168L143 169V170H145ZM162 168H160V169H162ZM167 168V167H166ZM165 168V169H166ZM170 168V169H171ZM180 168V167H179ZM181 168H183V166H181ZM193 168V167H192ZM101 169H103L104 170V173H103V170H101ZM110 169V168H109ZM130 169V168H129ZM160 169H159V171L157 172V178L159 179V180H156L157 178L156 177H154V178H156L155 180L156 181H158V184H154V186H155V188L157 189V187L159 186V189H161V188H163V189H166V188H170V187H174L175 188V183H178V186H179V190L178 191H180L181 189H182V187H183V185H185V184H182L183 183V179H181L178 175H180V173L178 172V171H180L181 172V169L180 170H177V171H174L173 169V171L172 170H170V169H167L166 171L165 170H162V171H160ZM108 170V169H107ZM115 170V169H114ZM151 170H149V172H151ZM121 171V170H120ZM129 171V170H128ZM138 171V170H137ZM136 171V172H137ZM191 171H192V169H191ZM113 172V170L110 172L109 171V173H112ZM115 172V171H114ZM113 172V173H114ZM119 172V171H118ZM131 172H134V171H131ZM140 172V171H139ZM148 172V171H147ZM148 172V173H149ZM160 172V173H159ZM185 172V171H184ZM183 172V173H184ZM96 173H97V171H96ZM112 173V174H113ZM120 173V179H122L121 177H122V175L124 174H122L121 172H119ZM138 173V172H137ZM136 173V174H137ZM143 173H145V172H143ZM148 173H147V175H148ZM153 173V171L149 174L150 176H151V174ZM159 173V174H158ZM196 173V172H195ZM106 174H108L107 172H106ZM105 174V175H106ZM122 174V175H121ZM132 174V173H131ZM141 174H142V169H141ZM140 174V175H141ZM186 174V173H185ZM184 174V175H185ZM110 175V174H109ZM117 175H118V173H117ZM142 175H144V174H142ZM141 175V176H142ZM148 175V176H149ZM155 174H152V176H154ZM197 175V174H196ZM102 176V179L100 178ZM126 175L124 174V176H123V178L125 179V178H127V179H129V182H130V180L132 179V178H128V177H125ZM128 176V175H127ZM147 176V177H148ZM111 177H112V175H111ZM115 177H116V175H115ZM115 177H112V178H115ZM137 175H136V177L134 178V179H137ZM140 177V176H139ZM143 177V176H142ZM108 178V177H107ZM106 178V179H107ZM116 178H118V177H116ZM106 179L105 180H103L102 182L100 181L99 182V184L101 185V183L103 184L105 181H106ZM109 179V178H108ZM123 179V180H124ZM127 179H125V180H127ZM152 179V178H151ZM190 179H191V177H190ZM113 180V179H112ZM111 179L109 180L110 182H108V180L105 182L106 183V187H107V185H110V183H111V181H112ZM140 180V179H139ZM138 180V181H139ZM154 180V181H155ZM46 181V182H45ZM117 181V180H116ZM138 181H132V182H138ZM190 181H193L192 179L190 180ZM112 182H114V180L112 181ZM120 182V181H119ZM118 182V183H119ZM127 182H128V180H127ZM144 182V181H143ZM200 182H202V181H200ZM199 182V183H200ZM94 183H96V182H94ZM108 183V184H107ZM145 183H147V181L145 182ZM193 183V182H192ZM259 183H260V181H259ZM262 183V182H261ZM99 184H98V186H99ZM132 184V183H131ZM134 184V183H133ZM138 184H140V182L138 183ZM163 184V185H162ZM2 185V186H3ZM120 185V184H119ZM121 185H123V183L121 184ZM136 183H135V187H136ZM1 186V187H2ZM104 186V188H103V190H102V188H99V190L101 191H103V192H105L103 195H105V197L106 196H109V194H111V193H109L108 195H107V193L110 191V189L111 188H106ZM111 186V185H110ZM118 186V185H117ZM124 186V185H123ZM141 186H144V185H141ZM148 186H150V185H148ZM192 186V185H191ZM198 186H200V184H198ZM47 186H45L44 188H45V190L47 191V192H49V189H47L46 188ZM95 188H96V185L94 186ZM102 187V186H101ZM126 187V192H127V189H129L130 188V186H125ZM134 187V186H133ZM137 187H138V185H137ZM136 187V188H137ZM151 187V186H150ZM185 187H186V185H185ZM192 187H194V185L192 186ZM195 187H197V184L195 185ZM5 188V187H4ZM94 188V189H95ZM116 188V187H115ZM142 188V187H141ZM140 188V189H141ZM144 188V187H143ZM146 188H147V186H146ZM146 188H145V190H146ZM149 188V187H148ZM148 188H147V190H148ZM151 188H153V187H151ZM150 188V189H151ZM200 188V187H199ZM93 189V190H94ZM109 190V191H105V190ZM113 189H114V186H113ZM113 189H111L112 191L111 192H114V191H116V190H114L113 191ZM122 190L124 189V187H122L121 188ZM139 189V188H138ZM154 189V188H153ZM152 189V190H153ZM188 190H189V188H187ZM196 189V188H195ZM198 189V188H197ZM260 189V188H259ZM96 190V189H95ZM118 190H119V188H118ZM130 190V189H129ZM128 190V191H129ZM136 190V189H135ZM152 190H151V192L150 193H147V191H145L146 192V194H148L147 196L145 195V197H147V198H145L144 197V195L142 194L141 195V197H139L140 196V194L142 193L141 191H138L137 193H140L139 195L138 194H132V196H131V193H128V195H126L125 196V192L123 193H121V196L122 197H120V198H123L124 199V197H126L124 200H125V203H122V204H120L119 202H118V198H119V193H120V191L118 192V191H116L118 194H117V197L115 198V199H112L114 202V204H116V201L119 203L117 206H115L113 203H112V205H114V206H112L111 204H109L108 206V208L111 210V212H109V211H107L106 209H107V205H106V208H103V216L104 215H106L107 214V212H109L108 213V215H106V216H104L105 218H107V220H106V222H105V218L103 217V218H101V219H99V221L100 222H102V223H105V224H107V223H109L110 221H112V220H115V221H113V222H111V223H109L110 224V226L107 224V226H105V228H107V231H108V233H106V229L104 230V232L107 234V243L109 244L108 246H107V248L105 249L106 250V255L108 254V264H120L121 262H123L122 260H124V262L123 263H129V262H127L129 259H131V262L130 263H132V260H133V262H134V260H139V261H144L143 263H140L139 261V264H187L188 263V261H190V253L188 254V253H186V252H183V253H181L180 255L178 254V253H180V252H182V251H180V252H178L179 251V249L181 248V244H180V248H177V247H179V246H175L178 242H177V240L176 239H183V240H181V242H183V241H186L185 240V238H183L182 236H180V235H183V234H185V233H183V234H180V233H182L181 231H182V229H180V228H182V227H184V226H182L181 227V225H180V227H179V224H172L173 223V221L175 220V218L177 217L176 216V213H179V212H182L183 210H187V209H189L191 206H189V201L186 199V198H183V197H181V201L179 202V208H177L178 210L177 211H175V210H172V212L169 214L167 211H170V209L172 208V207H170V205H169V208L166 206V200L164 201L166 204L163 206V205H160V206H158L159 205V200L160 199H162L164 196H163V194H161L162 196H160L159 194L157 195L156 194V192L157 191H154V192H152ZM44 191V190H43ZM158 191H160V190H158ZM164 191V190H163ZM166 191H167V189H166ZM198 191H199V189H198ZM116 192H114V194H113V196L115 195V193ZM129 192H134V191H129ZM170 192H173V189L170 191ZM191 192H194V191H190V192H188L189 194H192L193 195V193H191ZM93 193V192H92ZM159 193H161V192H159ZM164 193V192H163ZM102 194V193H101ZM149 194H151V195H149ZM155 194H156V196H155ZM196 194V193H195ZM52 195V194H51ZM135 195V197H133ZM136 195H138V196H136ZM4 196V195H3ZM50 195H48V199H50L51 200V198L49 197ZM95 196H96V191H95ZM113 196H110L111 198L113 197ZM131 198H130V197ZM143 196V197H142ZM150 196H152L151 198H153L154 196L155 197H157V196H160V199H158V198H156V199H154V200H152V199H149L148 201H146V199H148V198H150ZM173 196V195H172ZM47 197V196H46ZM52 197H53V195H52ZM98 197H102V196H100L99 195V193H98ZM97 197V198H98ZM110 197H109V199H110ZM130 199H129V198ZM154 197V198H155ZM96 198V197H95ZM104 198V197H103ZM191 198V197H190ZM7 199V200H8ZM57 199V198H56ZM101 199V198H100ZM139 199H145L143 202L142 201H140ZM158 199V201H156ZM164 199V198H163ZM167 199V198H166ZM192 199H193V197H192ZM107 200V199H106ZM120 200V202L122 201L123 202V200L122 199H119ZM168 200V199H167ZM52 201V200H51ZM97 201H98V199H97ZM102 201H104V200H102ZM101 201V202H102ZM139 201V202H138ZM150 201V202H149ZM153 201V202H152ZM169 201V200H168ZM171 201H172V199H171ZM190 201H191V199H190ZM193 201V200H192ZM192 201H191V204H192ZM6 202V201H5ZM109 202V201H108ZM112 202V201H111ZM136 202H137V207H136ZM146 202V203H145ZM160 202H161V200H160ZM147 203H149V204H147ZM161 203H163V202H161ZM7 204V203H6ZM152 204V205H151ZM252 204H253V202H252ZM46 205H47V203H46ZM53 205V204H52ZM103 205V207H105L104 206V204H102ZM157 205V206H156ZM35 206L33 207L35 210L37 209V208H35ZM60 206V205H59ZM64 206V205H63ZM66 206V205H65ZM149 206V207H148ZM151 206V207H150ZM153 206H156V208H155V210L153 209L154 207ZM247 206V205H246ZM139 207V208H138ZM165 207V208H164ZM166 207L169 209V210H167L166 209ZM46 208V207H45ZM133 208V209H132ZM135 208H137V210L135 209ZM150 208H152V209H150ZM160 208H162V211H160L161 209ZM1 209L2 210H4L2 207H1ZM17 209H15V210H17ZM63 209V212H64V207L62 208ZM108 209V210H109ZM112 209H113V213H115V214H113L112 213ZM148 209H150V210H154L156 213L158 212V210L160 211V213H161V218L162 217H164V219H163V221H162V219H160V217H159V219H160V221L159 222H163L162 224H160V223H158L160 226H159V229H160V227H161V225H162V227H161V232H162V234H161V232H159L160 233V235H159V233L157 232V231H160V230H158L156 227H155V224H152V222H151V226L149 227L150 228V231L153 233V234H156L158 237H156V236H154V235H152V237H151V239L149 238V237H146V239H143V237H142V235H135L134 234V236H130L131 234H132V231L130 232V230H134L135 228H134V226H136V227H138V228H136V231L137 230H139V231H137V233L135 232V230H134V232L136 233V234H138V233H140V227L139 226H137L139 223H137V222H139L140 221V219L142 218V216H141V214H139V216H137L136 214H138L137 212L139 211V210H141V211H143V212H147L146 210H148ZM167 211H166V210ZM251 209H252V206H251ZM17 210V211H18ZM39 210V209H38ZM52 210V209H51ZM105 210H106V213H105ZM132 210V211H131ZM135 210V211H134ZM181 210V211H180ZM44 211H45V209H44ZM134 211V212H133ZM153 211V212H154ZM247 211V210H246ZM248 211H250V210H248ZM2 212V211H1ZM5 212H7V211H5L4 210V213L3 214H5ZM52 212V214L51 215H47V222L49 223V228L51 227V228H53L54 227V224H55V220L57 219V217H56V212H55V207L53 208V210L51 211ZM61 212V211H60ZM66 212V211H65ZM64 212V213H65ZM165 212H167L168 214H169V216H162ZM1 213V214H2ZM63 213V214H64ZM111 213H112V215H111ZM136 213V214H135ZM160 213H158V214H160ZM62 214V215H63ZM248 214V213H247ZM110 215V216H109ZM165 215V214H164ZM252 215H253V213H252ZM3 217H4V215H2ZM6 216H7V214H6ZM111 216H114V218L113 219H111V218H109V217H111ZM135 216V217H134ZM141 216V218L139 219V220H137V219H135L134 220V218H138V217H140ZM251 216V215H250ZM254 217V216H253ZM96 218V217H95ZM7 219V218H6ZM43 219H45V218H43ZM59 219H61L60 217H59ZM109 219V220H108ZM249 219V218H248ZM40 220V219H39ZM6 221V220H5ZM44 221V220H43ZM143 220H141L140 222V226H142L141 224H145V223H143L142 222ZM158 221V220H157ZM136 224H135V223ZM44 222H42V224H43ZM113 223V224H112ZM41 224V225H42ZM47 224V223H46ZM45 223H44V225H46ZM170 224H172V226H173V228H176V230L178 229V230H181L180 231V233L179 232H177L176 231V235H177V237L174 235L175 233L174 232H172L173 233V236H172V233H171V231H172V229H171V227L172 226H170V227H167V225L169 226ZM60 225V224H59ZM154 225V226H153ZM178 225V226H177ZM37 226V225H36ZM147 225H145V227H146ZM155 227V228H153V227ZM255 226V225H254ZM43 228H44V226H42ZM46 227V226H45ZM58 227H60V226H58ZM43 228H42V230H43ZM61 228V227H60ZM140 228V229H139ZM149 228H148V230H149ZM58 230H59V228H57ZM142 229L144 230L145 228H144V226L142 227ZM141 229V231H142V233H147V232H145V231H147V229L146 230H142ZM154 229H155V232H153L154 231ZM164 229L166 230V231H164ZM170 229V231H168ZM254 229V228H253ZM42 230H41V232H42ZM49 231L51 230V229H48ZM56 231V234H57V232L60 234V235H62V234H64L61 230V232H59V231ZM102 230V229H101ZM175 230V229H174ZM184 230H185V228H184ZM183 230V231H184ZM13 231V230H12ZM46 231V230H45ZM163 231L166 233L165 235L168 237H166L164 234H163ZM239 231V230H238ZM41 232H40V234H41ZM48 232V231H47ZM51 232V231H50ZM120 232V233H119ZM122 232V233H121ZM158 234H157V233ZM167 232H169V233H167ZM242 232V231H241ZM4 233L6 234V232H2L1 233V231H0V238H1V235H3L2 237H4L5 235H4ZM124 233V234H123ZM179 233V234H178ZM51 234H52V232H51ZM50 234V235H51ZM54 234V235H53ZM52 235H51V244L52 245H54V237H55V239H56V237H58V240L60 241L61 240V238L60 237H62V238H64V235L63 236H58L59 234H57L56 236H55V233H53ZM171 236H170V235ZM239 234H241L240 232H239ZM49 235V232L47 233V235H46V239H45V243H43V242H41V244H39L40 246H38V245H33L34 247H33V252H35L36 251V249H41L40 250V253L38 252V254L41 256V259L43 260V264H49V262L50 261H53L54 259H56V258H58V257H60V253L58 254V252H57V249L58 250H60L61 251V249L59 248L60 247V245H61V243H63L65 240H63L62 239V241L61 242H59V243H57V245H59L58 247H57V245H56V243H55V245L54 246H51L50 245V243L48 242L49 241V239L47 238V237H49L48 236ZM105 235V234H104ZM133 235V234H132ZM170 236V238H169V236ZM41 236V235H40ZM138 236H140V239H139V241L138 240H136L137 238H138ZM160 236H163V237H160ZM184 236V235H183ZM257 236H260L261 238L263 237L262 235H261V233H260V224H258V226H257V229H256V232H255V234H254V237L256 238ZM7 237H8V234H7ZM7 237H6V240H7ZM118 237V238H117ZM133 237V238H132ZM167 239H170V240H167ZM174 237V238H173ZM185 237H186V235H185ZM253 237V238H254ZM33 238H34V236H33ZM114 238H115V241H114ZM142 238V239H141ZM153 238V239H152ZM155 238H157L158 239V243H155V245L158 247V249H154V247H155V245H154V240H155ZM35 239V238H34ZM102 239V238H101ZM105 239V238H104ZM119 239V240H118ZM133 239V240H132ZM156 239V240H157ZM160 239V240H159ZM163 239V240H162ZM164 239H166L167 241H165ZM172 239V240H171ZM41 240V239H40ZM121 240V241H120ZM145 240V241H144ZM155 240V241H156ZM163 242H162V241ZM175 240V241H174ZM105 241V240H104ZM103 241V242H104ZM131 241H138V242H134V243H137V244H135V245H137V246H133L132 248H131ZM165 241V242H164ZM1 242H2V240H1ZM0 242V256L1 255H5V256H7L8 255V258L10 257V256H14L15 254H14V252H15V249L17 248V246L18 245H21V247L18 249V250H20V249H22V250H24L23 248H22V244L19 242V244L16 246V245H12V246H7L6 244H8L7 242L4 244V242H3V245H2V243ZM53 242V243H52ZM56 242V241H55ZM58 242V241H57ZM100 242V241H99ZM170 242V243H169ZM179 242H180V240H179ZM106 243V244H107ZM118 245H117V244ZM160 243H165V244H162V245H160ZM168 243V244H167ZM193 243V242H192ZM157 244H159L160 246H161V248H162V246H164L163 247V249L165 250V248L167 247V245H168V248L170 247V251L169 250H167V248H166V251H164V252H162L163 251V249H162V251H160V252H162V253H160V252H158L161 248L157 245ZM167 244V245H166ZM172 244V245H171ZM174 244V245H173ZM100 245V244H99ZM139 245V246H138ZM154 245V246H153ZM165 245H166V247H165ZM177 245H179V244H177ZM183 245L185 246L186 245V242L185 243H183ZM62 246V245H61ZM141 246V247H140ZM172 246H174V247H172ZM184 246L182 247V248H184ZM56 247V248H55ZM102 247V246H101ZM130 247V248H129ZM140 247V248H139ZM177 248L178 250H176V252L175 253H173L172 252V250H175V249H173V248ZM98 248V247H97ZM141 248H142V252H141ZM156 248V247H155ZM17 250V249H16ZM17 250V251H18ZM26 250V249H25ZM99 250V249H98ZM137 250H139V251H137ZM157 250V251H156ZM182 250V249H181ZM21 251V250H20ZM27 251V250H26ZM63 251H64V249H63ZM157 253H159V254H157ZM168 251V252H167ZM185 251V250H184ZM22 252V251H21ZM20 253V252H19ZM24 253H25V251H24ZM42 253V254H41ZM63 253V252H62ZM124 253H126V257H124L125 256V254ZM64 254V253H63ZM113 254V255H112ZM176 254H178L177 255V257H176ZM26 255H27V253H26ZM112 255V256H111ZM116 255V256H115ZM22 256V255H21ZM24 256H25V254H24ZM37 256V255H36ZM58 256V257H57ZM63 257V256H62ZM20 258V257H19ZM107 258V257H106ZM0 259H1V257H0ZM15 259V258H14ZM60 259V258H59ZM62 259V258H61ZM27 260V259H26ZM57 260V259H56ZM63 260V259H62ZM8 261H9V259H8ZM40 261V260H39ZM60 262H61V260H59ZM59 262V263H60ZM7 263H9V262H7ZM10 263H11V261H10ZM137 263V262H136ZM135 263V264H136ZM61 264H63L62 262H61Z\"/></svg>","mask_w":264,"mask_h":264}]
</instances>
